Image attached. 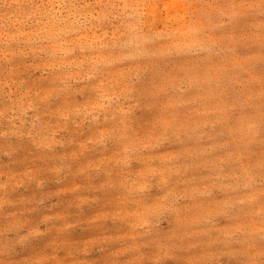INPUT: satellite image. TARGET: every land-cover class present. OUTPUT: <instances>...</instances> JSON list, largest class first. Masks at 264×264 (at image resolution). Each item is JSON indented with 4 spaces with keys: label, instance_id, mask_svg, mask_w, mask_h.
<instances>
[{
    "label": "rangeland",
    "instance_id": "rangeland-1",
    "mask_svg": "<svg viewBox=\"0 0 264 264\" xmlns=\"http://www.w3.org/2000/svg\"><path fill=\"white\" fill-rule=\"evenodd\" d=\"M0 264H264V0H0Z\"/></svg>",
    "mask_w": 264,
    "mask_h": 264
}]
</instances>
